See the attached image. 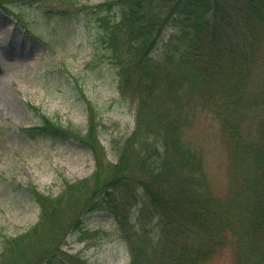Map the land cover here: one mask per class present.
<instances>
[{"label": "rangeland", "instance_id": "374dc122", "mask_svg": "<svg viewBox=\"0 0 264 264\" xmlns=\"http://www.w3.org/2000/svg\"><path fill=\"white\" fill-rule=\"evenodd\" d=\"M100 1L0 0V262L5 261L4 251L12 253L5 264H48L46 250L58 253L62 264H127L131 242L139 232L153 240L160 236L169 247L178 246L174 243L180 238L179 229L165 226L161 217L166 220L168 215L158 216L149 193L137 188V177L144 173L133 154H149V149L142 148L151 137L143 139L144 134L141 143L128 139L139 112L134 93H128L127 99L120 98L116 69L92 36L97 23L90 18L87 25H82L77 18L84 15L70 13ZM176 33L174 28L163 32L154 52L156 57ZM263 69L264 52L251 73L249 90L259 89ZM183 88L186 89L184 85ZM183 88L180 92L186 91ZM188 94L181 111L194 119L193 124L181 130L184 144L202 157L210 193L223 204L236 203L232 210L241 220L246 201L242 197L243 177L232 158L233 141L220 118L205 107L208 101ZM155 95L150 113L173 111L175 93L167 84H161ZM250 109L246 107L243 114L251 116ZM38 113L64 126L79 128L81 134L75 136L82 135L88 127L93 129L99 170L92 150L74 138L54 140L25 130L39 121ZM172 113L177 118L181 114ZM259 122L260 118L254 123L247 118L242 124L250 134L245 135L246 139L259 140ZM122 150L131 153L129 166H133L137 180L131 184L127 181L126 189L117 185L124 175L114 182L117 186H113L112 195L118 198L117 204L122 205L125 198L128 205L120 209L126 218L118 223L110 212L90 207L98 180L116 176L117 172L112 173L110 168ZM25 186H34L56 205L59 201L62 218L58 225L40 224L34 228L40 206L30 198ZM75 218L79 221L73 228ZM236 218L232 225H239ZM223 238L225 244L201 264H238L234 237L228 233ZM10 239L17 241L21 250L14 251Z\"/></svg>", "mask_w": 264, "mask_h": 264}, {"label": "trees", "instance_id": "16d2710c", "mask_svg": "<svg viewBox=\"0 0 264 264\" xmlns=\"http://www.w3.org/2000/svg\"><path fill=\"white\" fill-rule=\"evenodd\" d=\"M70 13L77 17L82 13L84 16L77 18L82 25H87L90 18L97 23L92 36L116 69L120 98L135 94L131 95L139 112L128 139L141 143L151 137L142 148L149 149V154H133L135 163L144 169H139L144 175L137 177V188L149 193L158 216L168 215L166 220L160 216L165 226L172 225L180 233L174 248L160 236L153 240L139 232L131 242L127 264H201L225 244L223 234L228 233L235 240L238 264H264V69L259 89L249 90L251 73L264 52V0H102ZM167 28L177 33L162 45L160 57H156L157 43ZM161 84L169 86L176 101L173 111L152 114L151 100ZM181 87L186 91L180 92ZM188 93L208 101L205 107L220 118L233 141L232 158L243 177L242 197L246 201L241 220L232 210L236 203L223 204L210 193L202 157L182 139L181 130L193 124L194 119L181 111L188 102ZM249 106L252 115L248 117L243 111ZM178 111L179 118L174 117L172 112ZM38 115L39 121L25 130L54 140L74 138L92 150L96 169L99 168L93 129L88 127L82 135L75 136L81 134L79 128L64 126L43 113ZM247 118L253 123L260 118L257 142L245 138L250 135L242 126ZM128 153L119 152L111 165L116 176L98 180L90 207L110 212L118 223L126 218L120 209L128 205L125 198L122 205L117 204L118 198L112 195L116 179L124 175L117 183L124 189L127 181L131 184L137 180L133 166H129ZM25 189L40 206L34 228L40 224L58 225L62 218L59 201L56 205L34 186ZM234 218L239 225L231 224ZM78 221L75 218L71 227L76 228ZM11 240L14 251L21 250L19 243ZM9 255L11 259V251H4L2 258L6 261ZM44 255L48 264H62L53 250H46Z\"/></svg>", "mask_w": 264, "mask_h": 264}]
</instances>
